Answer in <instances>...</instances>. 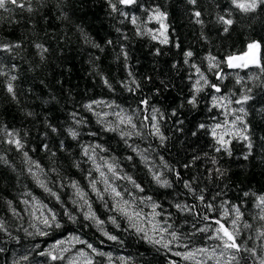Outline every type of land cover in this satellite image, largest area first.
Instances as JSON below:
<instances>
[{
	"label": "trees",
	"instance_id": "16d2710c",
	"mask_svg": "<svg viewBox=\"0 0 264 264\" xmlns=\"http://www.w3.org/2000/svg\"><path fill=\"white\" fill-rule=\"evenodd\" d=\"M17 5L6 2L0 8V264H78L71 255L82 253L92 264H199L175 253L215 246L217 241L208 238L213 231L198 229L211 223L205 216L220 218L233 205L243 213L241 227L252 225L241 232L237 262L259 264L264 258V239H257V230H264L257 207V198L264 196V62L228 70L226 59L247 52L249 43L264 45V6L243 13L230 0L194 5L137 0L117 4L115 12L109 0H17ZM156 10L166 14V28L153 18ZM226 10L234 20L227 33L216 23ZM196 11L202 23H196ZM165 38L168 43H161ZM187 51L193 56L186 62ZM208 57L215 58L216 67L210 68ZM12 76L14 97L6 90ZM244 95L251 99L235 103ZM193 98L194 105L188 102ZM118 113L132 123L120 124ZM226 120L236 123L221 147L213 129ZM69 128L78 133L75 139ZM5 130L18 133L23 151L7 142ZM107 164L114 165L116 177ZM97 165L112 186L127 192L129 213L139 216L129 219L113 211L111 195L101 200L92 192L91 180L101 192L105 188ZM156 175L169 186L158 183ZM37 178L59 200L45 193ZM73 182L87 193L95 219H85L89 207L76 196ZM177 204L187 207L182 211ZM47 209L55 211L61 227L45 228L31 214L48 215ZM138 218L171 225L169 232L179 239L169 243L168 232L163 239L149 236ZM157 240L161 243L150 242ZM62 247L69 250L62 253ZM245 248H254L256 255ZM41 252L62 259L52 261Z\"/></svg>",
	"mask_w": 264,
	"mask_h": 264
},
{
	"label": "snow or ice",
	"instance_id": "6c2138e0",
	"mask_svg": "<svg viewBox=\"0 0 264 264\" xmlns=\"http://www.w3.org/2000/svg\"><path fill=\"white\" fill-rule=\"evenodd\" d=\"M6 2H10L13 5H17V0H0V8H5ZM188 2L190 4H196V0H188ZM137 3V0H115V3L112 2V0H109V4L110 7L112 8V11H118L119 9L117 8V4L120 5H125V6H129V5H134ZM230 3L232 5V7L234 9H238L240 12L243 13H251V12H255L256 9L259 6H264V0H230ZM19 7H23V4H19L17 5ZM29 11H31V9H29ZM228 12V15H218L216 17V23L223 25V31L225 33H227L229 31V28L234 24V20L229 18L231 16V10H226ZM124 14V13H122ZM126 15V14H125ZM202 15V13L200 11H196L194 13V16L197 18L196 19V23H202V21L199 19V17ZM155 19H157L158 21L161 22V27L162 28H166L167 26L163 23L164 19H166V14L163 12H160L159 10H156L154 17ZM132 23L135 24L136 23V18H132ZM155 38V37H153ZM161 43H168L167 38L161 40ZM4 50L5 51H10L11 50V46L10 45H4ZM16 47H19V45H16ZM38 48L42 47L41 45H37ZM193 56V52L191 51H187L185 53V58H186V62H187V58L192 57ZM209 62H210V68H214L216 67V64L214 63L215 58L214 57H208ZM264 62V45H261V43L259 42H252L248 44V51L245 52L243 54V56H228L226 59V63L227 66L229 68H248L250 65H255L257 67H259L261 65V63ZM262 71H264V68L261 69ZM197 72H199V69H197ZM4 73L0 72V75H3ZM201 78H203V76L201 75ZM218 78L222 79L223 77L221 75L218 74ZM16 79L15 76H12L9 80V82L6 85V90L9 94H12L13 97L15 96V92H14V86L12 84V81H14ZM104 83L106 85H108L109 87H111V85L108 84V81L105 80ZM199 83V82H198ZM204 83L207 84L208 81L206 79H204ZM211 87L215 88V90L217 92L220 91V89L216 86V85H211ZM200 89L198 88L197 91H199ZM215 99V98H214ZM251 97L248 95H244L242 97V99L235 101V103L237 104H243L246 103L248 100H250ZM190 104H195V98H193L192 100L188 101ZM93 103H103L102 101L100 102H93ZM142 103L147 104L148 101H142ZM86 108L91 109V105H85ZM157 111V110H154ZM240 112H244V108H240L239 109ZM119 116L120 119V124H131V118L130 117H123L120 116L119 113L117 114ZM236 121H241L242 122V117H237ZM236 121H233V124L236 123ZM79 123V121H77ZM133 127H135V125H132ZM201 128H204L205 125L201 124L200 125ZM221 127V125H216V128ZM110 131H113L115 129H109ZM52 131H56L55 128L52 129ZM68 134L75 139L78 135V133L73 130L72 128H69L68 130ZM5 134L9 137L8 139V143L9 144H13L15 145V148L18 151H23L24 149V145L21 141V139L18 138V133L15 132H7V130H5ZM156 135H159V129H156ZM213 134L215 135V129H213ZM241 135V138L244 140L248 139L247 135ZM161 139L163 140V137H161ZM219 143L221 145V147H224L226 144V141L223 138L219 139ZM63 146V145H61ZM45 148H47V145H44ZM249 147H251V145H249ZM220 149H217V151H219ZM24 156L27 158L28 157V153L24 152L23 153ZM85 155H87V151L85 152ZM2 159V158H0ZM89 159H92V157H89ZM36 168H39V165L36 164ZM29 171L31 172L32 170L29 169ZM96 171L99 172L101 179L103 180V183L105 184V188L103 190V192H101L100 190H98L97 188V181L96 180H91L90 181V186H91V190L92 192H94L96 194V196L101 199L104 200L105 199V195L109 194L112 196L113 199L116 200V204L112 205V210L115 212L120 213L121 215L131 219L132 215L135 216H139L140 213L135 212V210H133L132 213H129V208L131 207V203L128 200L124 199V196L127 194V192H121L118 191L116 187L112 186L111 183H109V178L106 176L105 172L101 170V167L99 165H97L96 167ZM107 172L111 174L112 177H116V169L114 167L113 164H107ZM33 175H35L33 173ZM123 179H127L130 183L133 184L135 189H139L140 191H143V189L140 188V185L136 184L134 180H132L131 177H123ZM154 179H156V181L158 183H162V186H169L168 185V181H160V177L159 175L154 176ZM37 184L38 186L43 189V191L45 193H48L50 196L52 197H56L57 200H59V197L57 196L56 192H53L51 188H49L46 184V182L44 180H40L39 178H37ZM74 189H76V196L79 197L80 199L84 200L85 204H88V201L86 199L87 193H85L83 190H81L79 188V186L77 185L76 182H73L71 185ZM185 187H190V185L185 182ZM245 195L247 196L248 193H245ZM35 200V198H33ZM201 200H203V196L200 197ZM258 204L257 207L260 208L261 210V215L259 216V220L264 221V196H259L258 198ZM122 202V203H121ZM9 206H11V201L8 202ZM25 204H28V201L25 200L24 201ZM73 203H76V201H73ZM35 207V205L33 206ZM43 208H47V205H43ZM89 207V212L85 214V219H95V213L91 212V205L88 204ZM156 205L153 204V208H155ZM176 207L180 210H184L187 206L182 207L181 205L177 204ZM208 209L211 211H214V208L211 204H209ZM223 207V205H222ZM48 211V215H45L43 212L41 213L40 216H35V212L31 213L35 219L39 220V223L42 224L45 228H48L50 226H55L56 228L61 227L60 223L57 222V214L55 213V211H53L52 209H47ZM234 213V218H231V215ZM13 214L15 215V209H13ZM155 215V213H154ZM242 217H243V213L240 211V208L238 206H231L229 209H225V211L222 214V217L220 218H216V219H212L209 216H205L204 219L205 220H210L211 223L206 225L204 228H200L198 229V231L203 232V233H207L210 230H212L214 232L213 236H209V239H213L218 241L219 243L216 245L215 248L212 249H207V248H198L195 249L194 252H185L183 254V257L185 260H192L195 258V255L197 253L202 254V255H206L207 253H209V251L211 252V256H208V259L211 260L212 258L217 256V253H219V257H225L227 256V260L224 261V264H238L237 262V255L240 251H241V244L239 243V240L242 239L241 236V232L243 229H251L252 225L248 224L246 222H244L242 224L241 227V221H242ZM70 219H74L73 217H71V215H69ZM230 221V222H229ZM98 224L103 223V221H97ZM112 223H116L115 219H112ZM212 223H214L216 225V227L214 229H212ZM35 226V225H33ZM157 227L160 228L161 232H168V234L172 237V240L169 241V243H172L173 241H176L177 239H179V237L177 236V233L172 231L169 232V229L172 227L171 225H167L166 223L163 226L158 225ZM3 229V224H0V230ZM39 231V230H38ZM139 231V229H138ZM31 234V233H30ZM105 236L108 237V239L110 240H116L117 237L116 236H112L109 235L107 232L103 233ZM39 235L43 236L46 235V233L44 231H39ZM251 239V237H250ZM257 239H264V230H257ZM82 243H84L83 241H80ZM153 243H161V241L157 240V241H150ZM59 243V242H58ZM88 248L92 249L93 252H96V249L93 248V246L91 244L87 245ZM164 247H168V244H164ZM55 247V246H53ZM245 251H248L250 253H252V255H256V251L254 248L249 249V248H245ZM0 251H3V249H0ZM100 255H103V253H98ZM176 255H181V253H175ZM41 256H48L52 261H56L59 259H62V257L60 256H56L53 255L51 252H41L40 253ZM83 255V253H82ZM23 260H28L27 256L22 257ZM88 264H92V262L89 260ZM217 264H220V260H217ZM259 264H264V258L260 259Z\"/></svg>",
	"mask_w": 264,
	"mask_h": 264
},
{
	"label": "rangeland",
	"instance_id": "374dc122",
	"mask_svg": "<svg viewBox=\"0 0 264 264\" xmlns=\"http://www.w3.org/2000/svg\"><path fill=\"white\" fill-rule=\"evenodd\" d=\"M218 124L221 125V127H219V128H216V126L214 127L215 136L217 137V139L223 138L224 140H226L227 136L232 134V132L234 131L233 128H235L234 127L235 124H233L231 121H227V120L222 122V123H218ZM218 124H216V125H218ZM144 218H146V217H144ZM146 220H148V219H146ZM148 222H150V223L149 224H145L144 221L142 219H140V218H138V220L136 221L137 225H139L140 228L143 229V231H145L146 234H148L149 236H151L153 238L155 237L157 239H160V238L163 239L164 238V237H162L163 232H161L160 228L157 227L158 225H160V226H162V225L161 224H156L154 221H149L148 220ZM168 241H171V240H168ZM218 243L219 242L217 241V244ZM217 244H215V246ZM215 246H212L211 248H207V249L210 250L212 248H215ZM68 250H69L68 247L60 248V251L62 253H64L65 251H68ZM194 251H195V249L184 248L183 250H180L179 253H181L183 255L185 252H194ZM71 256H72V260H76V262L78 264H88L89 260L91 262L93 261V259L88 254H84V255L72 254ZM208 256H211V252L210 251L206 255H202V254L197 253L195 255V258L192 259V260L196 261L199 264H217V260L219 259L220 260V264H224V261H226L227 258H228L227 256L219 257V253H217V256L212 258L211 260L208 259Z\"/></svg>",
	"mask_w": 264,
	"mask_h": 264
},
{
	"label": "water",
	"instance_id": "95a60500",
	"mask_svg": "<svg viewBox=\"0 0 264 264\" xmlns=\"http://www.w3.org/2000/svg\"><path fill=\"white\" fill-rule=\"evenodd\" d=\"M233 56H243V54H237V55H233ZM227 68H228V70H236V69H238V68H229L228 66H227Z\"/></svg>",
	"mask_w": 264,
	"mask_h": 264
}]
</instances>
